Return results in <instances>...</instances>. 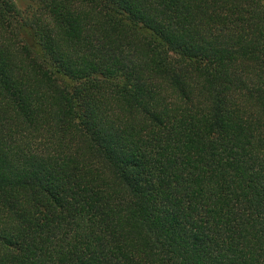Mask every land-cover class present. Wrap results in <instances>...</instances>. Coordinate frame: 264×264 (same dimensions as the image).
<instances>
[{
	"label": "trees",
	"instance_id": "16d2710c",
	"mask_svg": "<svg viewBox=\"0 0 264 264\" xmlns=\"http://www.w3.org/2000/svg\"><path fill=\"white\" fill-rule=\"evenodd\" d=\"M0 0V264H264V0Z\"/></svg>",
	"mask_w": 264,
	"mask_h": 264
},
{
	"label": "rangeland",
	"instance_id": "374dc122",
	"mask_svg": "<svg viewBox=\"0 0 264 264\" xmlns=\"http://www.w3.org/2000/svg\"><path fill=\"white\" fill-rule=\"evenodd\" d=\"M16 4L20 9H23L25 6V1L24 0H15Z\"/></svg>",
	"mask_w": 264,
	"mask_h": 264
}]
</instances>
